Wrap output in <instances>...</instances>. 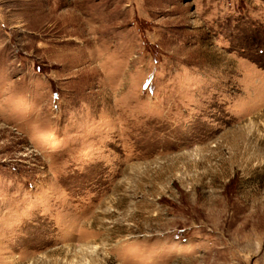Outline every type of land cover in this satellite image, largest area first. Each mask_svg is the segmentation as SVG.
<instances>
[{
    "label": "rangeland",
    "instance_id": "1",
    "mask_svg": "<svg viewBox=\"0 0 264 264\" xmlns=\"http://www.w3.org/2000/svg\"><path fill=\"white\" fill-rule=\"evenodd\" d=\"M0 264H264V0H0Z\"/></svg>",
    "mask_w": 264,
    "mask_h": 264
}]
</instances>
